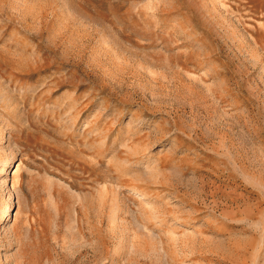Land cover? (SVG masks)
Segmentation results:
<instances>
[{"label": "rangeland", "instance_id": "374dc122", "mask_svg": "<svg viewBox=\"0 0 264 264\" xmlns=\"http://www.w3.org/2000/svg\"><path fill=\"white\" fill-rule=\"evenodd\" d=\"M0 264H264V0H0Z\"/></svg>", "mask_w": 264, "mask_h": 264}]
</instances>
